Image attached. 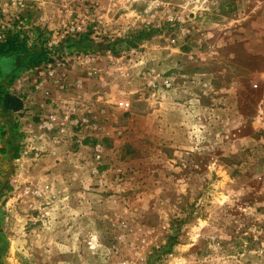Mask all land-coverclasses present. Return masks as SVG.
Instances as JSON below:
<instances>
[{
  "label": "rangeland",
  "instance_id": "rangeland-1",
  "mask_svg": "<svg viewBox=\"0 0 264 264\" xmlns=\"http://www.w3.org/2000/svg\"><path fill=\"white\" fill-rule=\"evenodd\" d=\"M0 31L84 67L1 155L0 264H264V0H0Z\"/></svg>",
  "mask_w": 264,
  "mask_h": 264
},
{
  "label": "crops",
  "instance_id": "crops-1",
  "mask_svg": "<svg viewBox=\"0 0 264 264\" xmlns=\"http://www.w3.org/2000/svg\"><path fill=\"white\" fill-rule=\"evenodd\" d=\"M30 54L29 51L0 54V170L1 155L16 159L22 151L44 144L50 113L68 102L71 91L84 80V67L76 63L63 69L38 63L21 68ZM6 63H11V68ZM5 95L17 97L21 104L7 107Z\"/></svg>",
  "mask_w": 264,
  "mask_h": 264
},
{
  "label": "trees",
  "instance_id": "trees-1",
  "mask_svg": "<svg viewBox=\"0 0 264 264\" xmlns=\"http://www.w3.org/2000/svg\"><path fill=\"white\" fill-rule=\"evenodd\" d=\"M16 34H14L12 37L7 36L4 39H1L0 41V54H6V53H15V52H31L30 58L28 60H25L23 64H40L45 56V53L43 49H40L37 53L34 51L32 52L28 48L25 47L24 43L22 41L16 42ZM24 65V66H25ZM4 103L8 107H18L21 103L20 100L17 97L13 96H4Z\"/></svg>",
  "mask_w": 264,
  "mask_h": 264
},
{
  "label": "built area",
  "instance_id": "built-area-1",
  "mask_svg": "<svg viewBox=\"0 0 264 264\" xmlns=\"http://www.w3.org/2000/svg\"><path fill=\"white\" fill-rule=\"evenodd\" d=\"M1 39H2V35H1V31H0V41H1ZM90 242V241H89ZM91 243V242H90Z\"/></svg>",
  "mask_w": 264,
  "mask_h": 264
},
{
  "label": "bare ground",
  "instance_id": "bare-ground-1",
  "mask_svg": "<svg viewBox=\"0 0 264 264\" xmlns=\"http://www.w3.org/2000/svg\"><path fill=\"white\" fill-rule=\"evenodd\" d=\"M176 264H179V263H176Z\"/></svg>",
  "mask_w": 264,
  "mask_h": 264
}]
</instances>
